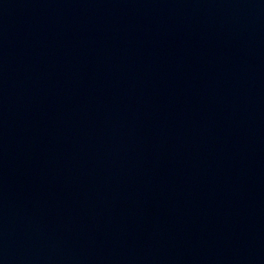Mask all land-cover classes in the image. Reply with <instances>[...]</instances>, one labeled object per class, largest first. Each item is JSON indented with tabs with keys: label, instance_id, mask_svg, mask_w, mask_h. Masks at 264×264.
Instances as JSON below:
<instances>
[{
	"label": "water",
	"instance_id": "water-1",
	"mask_svg": "<svg viewBox=\"0 0 264 264\" xmlns=\"http://www.w3.org/2000/svg\"><path fill=\"white\" fill-rule=\"evenodd\" d=\"M0 264H264V0H0Z\"/></svg>",
	"mask_w": 264,
	"mask_h": 264
}]
</instances>
